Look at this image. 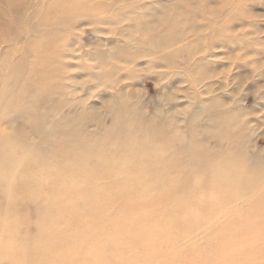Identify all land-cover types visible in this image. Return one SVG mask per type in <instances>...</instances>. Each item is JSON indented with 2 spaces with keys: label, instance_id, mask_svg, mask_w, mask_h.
I'll return each mask as SVG.
<instances>
[{
  "label": "bare ground",
  "instance_id": "bare-ground-1",
  "mask_svg": "<svg viewBox=\"0 0 264 264\" xmlns=\"http://www.w3.org/2000/svg\"><path fill=\"white\" fill-rule=\"evenodd\" d=\"M257 4L264 0H0V115L23 121L0 133V196L9 207L43 209L36 241L71 238L44 250L20 236V223H7L0 264L3 256L78 264L68 248L54 249L87 232L43 223L73 216L76 227L91 224L89 243L106 239L93 258L118 235L146 251L150 225L177 228L179 252L230 247L207 240L243 231L257 232L264 247V151L251 150L264 128V91L261 110L240 94L262 88L256 75L264 80ZM146 79L162 89L153 111L148 91L129 83ZM95 94L100 104L90 102Z\"/></svg>",
  "mask_w": 264,
  "mask_h": 264
},
{
  "label": "rangeland",
  "instance_id": "rangeland-1",
  "mask_svg": "<svg viewBox=\"0 0 264 264\" xmlns=\"http://www.w3.org/2000/svg\"><path fill=\"white\" fill-rule=\"evenodd\" d=\"M100 2L107 1V0H98ZM255 12L260 15V18L264 19V4H257L254 6ZM93 26H85L83 27V33L86 36H90V38H95V34L101 38V35L99 33H93L94 31ZM264 31V27L261 29ZM79 30H76L75 32L77 34H81L82 32H78ZM264 35V33L262 34ZM117 33L108 34L105 38H116ZM92 39V40H93ZM95 40V39H94ZM77 46L82 48L83 50L87 49L86 46L83 43H78ZM71 49V48H69ZM74 74L79 76V72L77 70H74ZM238 72V70L235 68L233 70V74L235 75ZM155 78V76H154ZM256 81H260L259 83H262V88L253 89L251 86H246L243 88L240 92L241 97L245 100L242 102L243 105L247 107H257L258 110H261L259 106H257V98L259 97V94L261 91H264V80L261 78H258V75L255 76ZM131 83H135V87L137 86L139 89L147 90L148 91V98H145L146 104L148 105V108L150 111H153V102L155 100H158L159 97H162V89L161 87H158L152 79H146L143 82L139 81H130ZM138 83V84H137ZM102 94H100V97L98 94H95L94 97L91 99V103L96 102L97 104H100L103 99H101ZM166 96L163 95V98ZM39 98V97H38ZM264 112V109H262ZM261 111V113H262ZM260 113V114H261ZM23 123L21 120H13L6 118L5 116L0 115V133L4 134L5 137H8L5 135L6 133H12L11 131L15 130V128L19 127ZM263 128V127H262ZM28 139V138H27ZM255 143V146L251 149L254 151H264V128L262 130H259L256 132V136H254L253 141ZM53 179L59 180L60 175L55 174L54 176H51ZM52 191V190H51ZM50 190L44 189L43 195L46 193H50ZM57 194H65L66 190L64 189H57L53 191ZM67 193V192H66ZM197 193V191H196ZM69 194V193H68ZM215 202V201H212ZM18 203V202H15ZM21 203V202H19ZM7 203L3 199V197L0 196V218L4 220V224L0 225V232H6L7 223H20L19 226V234L20 236L26 238L29 241V244L33 245L36 243L41 242V245L44 250H50L52 249L53 244L55 245H62L69 241L71 238H68L64 243H60L57 239H51L47 241H36V237H38V233L36 230L37 223H39L38 218L41 217L44 214V211L42 208H32V204L23 205L21 206H12L9 207L6 205ZM34 207V206H33ZM142 208H149L154 211L155 207H147L143 206L141 204ZM23 208V209H21ZM28 212V213H27ZM178 214V213H177ZM53 215L56 216V213ZM21 216V217H20ZM21 219L25 221V224H21ZM45 220L43 221L44 224L49 225L52 224L54 226H57L60 224V229H58L61 234H70V233H79L82 230L87 232L82 237L78 239L71 240L67 246H60L55 248L54 250L56 252L63 251L66 248L71 250L73 252L72 258L77 259L79 262L78 264H264V247L259 246V243L257 242H263V238H256L255 234L257 232H250V231H243L239 235L231 236L227 234H224L220 236V238H212L207 240V244L212 245H219L223 238V241L230 243L232 246L230 247H218L211 250H193V251H186V252H179L180 249L178 248V243H180L178 239V235H181V232L177 228L169 227L165 230H160V228L157 229L158 226L150 225L147 226V230L143 236V242L140 244H145V247L147 248L146 251L140 250L138 251H132L130 247H132V242L130 244V247L128 246L129 242L120 239L119 235L118 239L115 242V244L118 246V248L129 250V253L127 254V259H124L122 256V251L118 249L115 245L112 246L111 251H107L102 253H99L96 258H93L94 252H101L102 251V245L106 241L105 237L100 236V242L99 245H93L89 243V240L92 236V232H89L91 224L89 222L85 223L84 226L76 227V225L80 222L79 218L73 216L71 220H68L67 223H64L63 220L60 222L56 220ZM70 223V224H69ZM64 226V227H63ZM71 226V227H70ZM2 227V228H1ZM70 227V228H69ZM230 229H236L239 227V225L236 223V221L232 222L230 224ZM69 228V229H68ZM114 228V227H112ZM149 228V229H148ZM63 229V230H62ZM68 231L66 232V230ZM172 229V230H171ZM261 228H258V230ZM121 236V235H120ZM56 237V236H51ZM141 238V237H140ZM139 238V239H140ZM220 239V240H219ZM78 240L82 241V245L76 244ZM222 241V243H224ZM76 244V245H75ZM245 247V248H243ZM243 249H246L245 253L242 254ZM248 250H251L250 252H247ZM131 255V256H130ZM128 256H130L128 258ZM28 257L30 259H36L37 254L31 253L28 254ZM91 257V258H90ZM181 257L182 261H178L176 258ZM12 258V257H11ZM8 256H3L1 258V264H11V259Z\"/></svg>",
  "mask_w": 264,
  "mask_h": 264
}]
</instances>
